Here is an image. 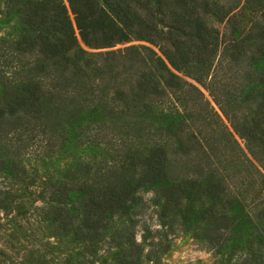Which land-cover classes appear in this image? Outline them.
Masks as SVG:
<instances>
[{
	"label": "trees",
	"instance_id": "obj_1",
	"mask_svg": "<svg viewBox=\"0 0 264 264\" xmlns=\"http://www.w3.org/2000/svg\"><path fill=\"white\" fill-rule=\"evenodd\" d=\"M3 1L19 21L0 40V173L33 184L53 234L94 252L106 240L138 264L156 249L143 254L131 224L105 236L153 186L161 214L198 229L219 264H264V0ZM133 39L147 43L84 47ZM184 76L243 148L221 142L219 114Z\"/></svg>",
	"mask_w": 264,
	"mask_h": 264
},
{
	"label": "rangeland",
	"instance_id": "obj_2",
	"mask_svg": "<svg viewBox=\"0 0 264 264\" xmlns=\"http://www.w3.org/2000/svg\"><path fill=\"white\" fill-rule=\"evenodd\" d=\"M212 19L217 27L224 28V22ZM18 21L17 13L9 11L4 1L0 0V40L4 36L15 34ZM142 43L147 42L133 39L104 48L84 47L89 51H104ZM184 78L194 82L201 89L204 99H207L219 114L215 115L213 109L210 111L211 116H214L212 128L222 133L221 142L226 146H233V139H236L243 148L242 139L234 133L230 122L214 104L209 90L193 79L185 76ZM226 130L232 135L227 134ZM236 154H240L239 149ZM64 166L65 161H60L59 167ZM52 171L55 174L58 172L57 169ZM32 188L31 182L26 184V188H21L20 184L0 173V195L2 190H8L5 195L8 200H12L10 207L0 209V264H124L121 256L116 254L117 247L106 240L102 241L94 252L86 249L84 242L73 235L67 238L55 236L52 228L43 219L42 213L35 208ZM139 196L141 205L129 217L116 216L105 238H110V233L122 223H129L132 225L133 237L144 248L143 254L147 249H156L149 257L142 256L138 264H219L216 254L204 239L206 237L196 233L198 229H187L179 216L171 223L168 215L164 217L161 214L164 200L155 187L142 188L139 190ZM204 208L205 204L195 203L192 208L196 213L193 216L198 218L196 224L200 223L201 227L207 222V212H204ZM125 234L128 236L129 232Z\"/></svg>",
	"mask_w": 264,
	"mask_h": 264
}]
</instances>
